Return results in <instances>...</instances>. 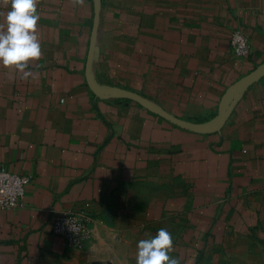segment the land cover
<instances>
[{
  "label": "crops",
  "instance_id": "obj_1",
  "mask_svg": "<svg viewBox=\"0 0 264 264\" xmlns=\"http://www.w3.org/2000/svg\"><path fill=\"white\" fill-rule=\"evenodd\" d=\"M36 6L31 75L0 66V167L31 179L0 264H136L160 228L177 264H264V0ZM62 212L88 219L79 249L52 234Z\"/></svg>",
  "mask_w": 264,
  "mask_h": 264
},
{
  "label": "clouds",
  "instance_id": "obj_2",
  "mask_svg": "<svg viewBox=\"0 0 264 264\" xmlns=\"http://www.w3.org/2000/svg\"><path fill=\"white\" fill-rule=\"evenodd\" d=\"M38 20L36 0H10V10L0 25V66L22 72L23 78L31 75L25 71L28 62L41 55L36 34ZM172 244L171 233L160 228L150 238L138 241L136 264H177L169 256Z\"/></svg>",
  "mask_w": 264,
  "mask_h": 264
},
{
  "label": "built area",
  "instance_id": "obj_3",
  "mask_svg": "<svg viewBox=\"0 0 264 264\" xmlns=\"http://www.w3.org/2000/svg\"><path fill=\"white\" fill-rule=\"evenodd\" d=\"M230 47L238 59H245L249 54V45L244 33L236 31L230 36ZM30 177L18 175L0 167V212L13 211L22 204ZM88 219L80 213L62 212L56 215L52 223V234L69 247L79 249L90 238L87 227Z\"/></svg>",
  "mask_w": 264,
  "mask_h": 264
},
{
  "label": "rangeland",
  "instance_id": "obj_4",
  "mask_svg": "<svg viewBox=\"0 0 264 264\" xmlns=\"http://www.w3.org/2000/svg\"><path fill=\"white\" fill-rule=\"evenodd\" d=\"M209 253H211L207 258H206V256L203 258V260L201 261L202 262V264H220V262H219V260H217V258H218V253H219V251H209ZM213 254H215V256H213L212 257V255ZM231 255L232 256H234V251H232V253H231ZM214 261H216L215 263H214ZM223 264H224V262H223Z\"/></svg>",
  "mask_w": 264,
  "mask_h": 264
},
{
  "label": "water",
  "instance_id": "obj_5",
  "mask_svg": "<svg viewBox=\"0 0 264 264\" xmlns=\"http://www.w3.org/2000/svg\"><path fill=\"white\" fill-rule=\"evenodd\" d=\"M95 3H96V12L98 10V5H99V0H95Z\"/></svg>",
  "mask_w": 264,
  "mask_h": 264
}]
</instances>
